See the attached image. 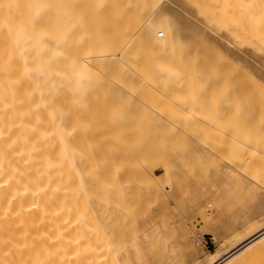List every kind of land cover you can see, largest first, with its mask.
<instances>
[{
  "label": "bare ground",
  "instance_id": "obj_1",
  "mask_svg": "<svg viewBox=\"0 0 264 264\" xmlns=\"http://www.w3.org/2000/svg\"><path fill=\"white\" fill-rule=\"evenodd\" d=\"M175 2L0 0V264H148L125 248L129 175L137 161L136 178L163 177L147 176L164 157L159 136L147 133L164 123L147 112L191 105L190 85L178 83L168 62L163 21ZM241 5L233 27L264 45V0ZM217 86L198 99L206 112H264L263 91L254 87L245 107L238 91ZM175 180L168 175L172 190ZM262 217L200 261L189 238L177 236L187 255H168L165 264H264Z\"/></svg>",
  "mask_w": 264,
  "mask_h": 264
},
{
  "label": "rangeland",
  "instance_id": "obj_2",
  "mask_svg": "<svg viewBox=\"0 0 264 264\" xmlns=\"http://www.w3.org/2000/svg\"><path fill=\"white\" fill-rule=\"evenodd\" d=\"M134 2L144 0H129V4ZM241 2L177 0L173 5L177 13L173 11L163 21L169 36L168 62L176 64L175 72L181 76L178 83L190 85L191 105L173 103V112L163 116L147 112L148 118L164 123L159 131L147 132L158 135L164 148L163 159L153 167L157 177L153 173L147 176L153 181L161 173L163 177L156 184L136 178L140 166L137 161L131 163L129 244L125 247L129 257L150 259L148 264H165L168 255L185 257L186 251L175 242L183 235L196 247L200 261L208 252L228 249L244 228L263 218L264 112H206L201 108L205 99L198 100L208 97L209 90L218 85L234 94L238 91L246 107V95L254 87L264 92V45L233 27L235 10L239 7L242 14L245 9ZM147 57L149 63L158 64V53L148 51ZM231 103L234 106L235 99ZM138 116L129 114V120ZM169 173L177 182L173 190L167 182ZM104 189L109 192L110 185L104 184ZM121 191H126L125 183ZM220 196L223 203L218 205ZM202 217L212 218L201 223ZM192 261L194 264L196 259Z\"/></svg>",
  "mask_w": 264,
  "mask_h": 264
}]
</instances>
